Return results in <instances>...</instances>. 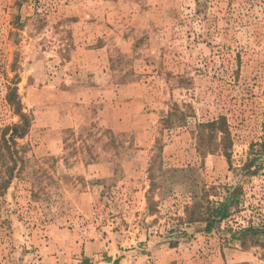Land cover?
<instances>
[{
    "label": "rangeland",
    "instance_id": "374dc122",
    "mask_svg": "<svg viewBox=\"0 0 264 264\" xmlns=\"http://www.w3.org/2000/svg\"><path fill=\"white\" fill-rule=\"evenodd\" d=\"M12 82L31 162L0 195V264H84L95 242L116 264H264L233 221L185 213L240 186L235 220L264 223V169L240 170L264 138V0H0V132ZM219 116L231 166L198 139Z\"/></svg>",
    "mask_w": 264,
    "mask_h": 264
},
{
    "label": "trees",
    "instance_id": "16d2710c",
    "mask_svg": "<svg viewBox=\"0 0 264 264\" xmlns=\"http://www.w3.org/2000/svg\"><path fill=\"white\" fill-rule=\"evenodd\" d=\"M16 82L8 87L5 96L7 106L13 114L18 116L19 122L5 126L0 132V195L3 194L11 185L13 179L23 177L26 168L29 166L31 159L26 155L25 145L19 144L18 140H23L28 134L31 127V118L23 112V107L17 95ZM185 116H182V121ZM165 126L171 125L170 115L164 120ZM198 139L202 141L204 132L211 141L218 138L216 148L226 157L227 163L231 166V155L229 151L230 134L228 132L225 117L219 116L217 119L198 126ZM264 132V124H263ZM264 169V138L261 142L252 144L250 155L242 165L241 171L247 175L254 176ZM222 190V198L216 201L210 200V196H217V190ZM214 191V192H213ZM213 192V194H211ZM215 193V194H214ZM241 195L240 186H219L209 189H202V195L194 198L191 206H187L185 213L189 222L203 223L204 231L211 233L217 224L226 221H233L234 228H229L230 238L228 242L239 244L243 251L259 249L261 254L260 260L264 261V223H254L249 218H243V223H238L235 216L241 214ZM191 211V213H189ZM195 211H197L195 213Z\"/></svg>",
    "mask_w": 264,
    "mask_h": 264
},
{
    "label": "crops",
    "instance_id": "0c3cea01",
    "mask_svg": "<svg viewBox=\"0 0 264 264\" xmlns=\"http://www.w3.org/2000/svg\"><path fill=\"white\" fill-rule=\"evenodd\" d=\"M84 251V264H91L92 262L95 264H112L114 262L113 264H116L118 262H115L114 260H116L117 257H121V254L117 249H115L109 243L106 244L105 242H103L102 244L100 242L87 244L84 248ZM102 256H105L104 259L110 262H102ZM91 259L95 260L92 261ZM123 262H125V260ZM123 262H120L119 264H123Z\"/></svg>",
    "mask_w": 264,
    "mask_h": 264
}]
</instances>
